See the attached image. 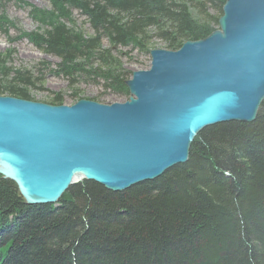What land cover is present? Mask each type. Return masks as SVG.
<instances>
[{"label":"trees","instance_id":"1","mask_svg":"<svg viewBox=\"0 0 264 264\" xmlns=\"http://www.w3.org/2000/svg\"><path fill=\"white\" fill-rule=\"evenodd\" d=\"M48 1V11L26 4L35 32L11 37L15 26L1 13L0 33L9 43L25 39L56 57L51 72L70 87L81 77L98 78L126 101V78L112 47L148 52L156 37L177 51L214 32L226 2ZM208 7L216 15H208ZM72 9L92 35L65 26ZM13 55L0 54V97L33 101L30 93L43 90L42 71L50 70L43 66L36 76L15 69ZM62 104L58 93L46 102ZM0 264H264V101L253 122L205 128L185 164L122 192L84 180L55 205H27L15 183L0 175Z\"/></svg>","mask_w":264,"mask_h":264},{"label":"water","instance_id":"2","mask_svg":"<svg viewBox=\"0 0 264 264\" xmlns=\"http://www.w3.org/2000/svg\"><path fill=\"white\" fill-rule=\"evenodd\" d=\"M218 26L177 51H150L123 103L0 97V175L27 205L57 204L75 176L122 192L185 164L205 128L253 122L264 101V0H226Z\"/></svg>","mask_w":264,"mask_h":264},{"label":"rangeland","instance_id":"3","mask_svg":"<svg viewBox=\"0 0 264 264\" xmlns=\"http://www.w3.org/2000/svg\"><path fill=\"white\" fill-rule=\"evenodd\" d=\"M26 4L39 10L48 11L50 9L48 0H13L5 3L3 0H0V14L4 13L8 20L15 26V28L9 29L11 37H16L18 35V30L25 33L35 32L37 30L38 24L30 18L29 8L26 7ZM206 12L208 15H216L211 7H208ZM198 17L199 16H197V19H199ZM63 22L66 27H74V29L82 31L85 36L92 35L89 26L86 24L85 17L76 9H72L70 18ZM217 29L218 28L214 26V31ZM43 30L40 29V31ZM102 46L103 48L109 47L105 39L102 42ZM8 50L14 53L11 66L15 69H27L36 76H38V72L40 74V71L44 70L42 68L43 66L50 70V72L42 71L41 74L43 75L44 81L42 85L43 90H34L30 93L33 99L32 102L46 104L50 96L57 93L61 94L63 97L62 105L68 107L80 100H88L101 105L123 103L126 101L125 97L116 95L112 93L111 90H106L103 81L98 78L81 77L75 86L70 87L65 78L62 76H55L51 72L55 70L59 64V60L56 57L43 53L25 39L9 43L7 38L0 33V54H4ZM148 50V52L140 51L131 46L111 48V52L121 63V69L126 81L131 79L134 71L147 70L149 68L150 51H170L167 50L164 43L156 37H153L150 41ZM74 94H76V97H73Z\"/></svg>","mask_w":264,"mask_h":264},{"label":"bare ground","instance_id":"4","mask_svg":"<svg viewBox=\"0 0 264 264\" xmlns=\"http://www.w3.org/2000/svg\"><path fill=\"white\" fill-rule=\"evenodd\" d=\"M224 6V5H223ZM218 29H219V26H218ZM217 29V30H218ZM125 84V83H124ZM126 87V86H125ZM129 93V92H128ZM10 98V97H9ZM30 102H32V101H30ZM34 103H37V102H34ZM2 176V175H1ZM73 181L75 182V183H77V182H79L80 181V177L79 176H75L74 177V179H73ZM74 185V184H73ZM72 186V185H71Z\"/></svg>","mask_w":264,"mask_h":264}]
</instances>
